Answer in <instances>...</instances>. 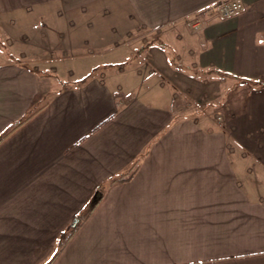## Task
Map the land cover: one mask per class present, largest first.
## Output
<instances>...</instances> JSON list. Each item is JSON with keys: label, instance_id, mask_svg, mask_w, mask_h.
I'll return each instance as SVG.
<instances>
[{"label": "crops", "instance_id": "0c3cea01", "mask_svg": "<svg viewBox=\"0 0 264 264\" xmlns=\"http://www.w3.org/2000/svg\"><path fill=\"white\" fill-rule=\"evenodd\" d=\"M217 1L0 0V136L30 117L0 143V264L49 262L145 153L53 264H264V0L232 17ZM103 9L113 23L76 21ZM147 31L152 70L114 71L129 51L115 44ZM230 80L222 122L180 107Z\"/></svg>", "mask_w": 264, "mask_h": 264}, {"label": "rangeland", "instance_id": "374dc122", "mask_svg": "<svg viewBox=\"0 0 264 264\" xmlns=\"http://www.w3.org/2000/svg\"><path fill=\"white\" fill-rule=\"evenodd\" d=\"M106 11H107L106 9H103L102 11L98 13H93L88 10L81 11L76 14V17H77L76 21L78 23H113L109 11L107 12ZM58 21H59L58 17L52 14L50 15V18L40 19L39 16L37 15H34V16L31 15V16H26L23 20L20 18L9 19V22L7 23H58ZM187 24L188 25L190 24L192 29H195L193 28L192 23H187ZM87 30L88 29L85 28L83 32L88 33ZM153 36H154L153 32H148V31L143 32L139 36L138 34L133 33L129 36V38L126 41H122L121 43L119 42L116 43L115 47H119V44L122 45L124 43L123 45H126L129 51L119 58L120 61L126 62V64L123 67L124 69H115L114 71L123 72L125 70H130V69L136 72L138 71L148 72V70L151 71L152 67L149 65V56L143 53H139V50L141 47H144L147 43H149L150 40L153 39ZM100 71H101L100 69L95 70L94 74H98L100 73ZM78 74L79 75L84 74L83 76H86V74L88 75L89 72L88 73H78ZM221 76L222 77L220 79L227 81V77H225L223 74H221ZM231 83L232 81L230 83L226 82L227 85H224L223 88H220V91L218 92L219 97L216 96V97L210 98L207 96H203V97L201 96L202 97L201 100L195 99V98H191V99L186 98V100L184 99V102L180 104V107H182L187 112L193 113L195 116L205 118L208 121H212V122L221 121L222 122L225 119V113H226V109L228 106L226 102L227 101L226 96L228 95V92H230V89L232 88ZM247 89L248 87L244 86V88L241 89V91L243 90L246 91ZM221 94H224L223 100L218 101V100H221L222 98ZM252 99L253 97H250L249 99L246 100V103H247L246 110L248 109V111H250L251 109ZM250 115L253 121L254 112L250 111ZM248 118L249 117L247 116L246 118H244V120L245 119L247 120Z\"/></svg>", "mask_w": 264, "mask_h": 264}, {"label": "trees", "instance_id": "16d2710c", "mask_svg": "<svg viewBox=\"0 0 264 264\" xmlns=\"http://www.w3.org/2000/svg\"><path fill=\"white\" fill-rule=\"evenodd\" d=\"M154 44V41H150L147 43L145 46H150ZM145 48V47H144ZM94 71L86 75L83 79H81L79 82L83 83L92 76H94ZM66 84V82L64 83ZM30 117H26L23 121L19 122L17 125L13 126L9 131L4 133L3 135L0 136V143L7 137L9 136L17 127L21 126L24 122H26ZM147 153L141 155L136 161H134L124 172L112 176L107 180L106 183H103L102 185L99 186L97 193L95 195V198L91 201L89 204L88 208L79 213L76 218H79V223L76 226H69L67 230L62 234L61 238L59 239L57 249L52 256V258L47 262L46 264H53L55 260L58 258V256L62 253L66 245L69 243V241L75 236V234L78 232L80 229L81 225L88 220V218L93 214L97 206L100 204V202L103 200L106 189L109 186L119 184V183H125L131 181L136 173L138 172L141 162L143 158L146 156Z\"/></svg>", "mask_w": 264, "mask_h": 264}, {"label": "built area", "instance_id": "2783aa9c", "mask_svg": "<svg viewBox=\"0 0 264 264\" xmlns=\"http://www.w3.org/2000/svg\"><path fill=\"white\" fill-rule=\"evenodd\" d=\"M244 5L240 0H220L207 7L208 12L217 13L222 17H232L241 13ZM192 26L196 29L201 27V18L196 17Z\"/></svg>", "mask_w": 264, "mask_h": 264}, {"label": "water", "instance_id": "95a60500", "mask_svg": "<svg viewBox=\"0 0 264 264\" xmlns=\"http://www.w3.org/2000/svg\"><path fill=\"white\" fill-rule=\"evenodd\" d=\"M79 223V218L74 219L72 226H76Z\"/></svg>", "mask_w": 264, "mask_h": 264}]
</instances>
